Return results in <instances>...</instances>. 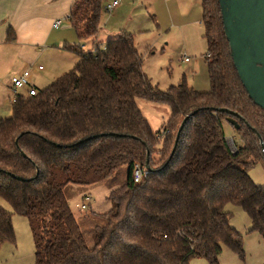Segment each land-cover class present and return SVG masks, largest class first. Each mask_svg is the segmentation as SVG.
<instances>
[{
	"label": "trees",
	"instance_id": "obj_1",
	"mask_svg": "<svg viewBox=\"0 0 264 264\" xmlns=\"http://www.w3.org/2000/svg\"><path fill=\"white\" fill-rule=\"evenodd\" d=\"M200 1L209 90L183 78L161 89L123 30L104 49L64 42L78 62L35 94H15L10 116L0 119V197L11 207L0 204V248L15 239V213L39 228L32 229L34 264H190L196 257L218 264L223 245L244 253L228 203L247 214L249 231L264 242V185L248 173L264 165V109L239 79L218 0ZM102 10L103 0H74L66 21L78 38H95ZM137 99L168 106L161 129L152 130ZM224 121L238 135L234 152ZM135 164L148 170L137 182ZM120 165L127 176L110 190L111 208L93 215L99 222L89 247L64 192L72 180L56 175L89 170L108 178Z\"/></svg>",
	"mask_w": 264,
	"mask_h": 264
},
{
	"label": "rangeland",
	"instance_id": "obj_2",
	"mask_svg": "<svg viewBox=\"0 0 264 264\" xmlns=\"http://www.w3.org/2000/svg\"><path fill=\"white\" fill-rule=\"evenodd\" d=\"M163 1L135 0L133 11L136 14L135 16L130 15L132 20L127 21V26L134 37L135 46L142 57L143 71L161 89L177 84L183 78L189 87L200 91L209 90L210 84L204 56L207 49L205 39L202 36V25L182 26V18L175 5L171 4L169 11ZM195 1L199 3L200 0ZM105 5H103L100 27H104L105 22H110L113 15V12L104 9ZM201 12L200 1V7H197V15H200V20ZM3 19L4 17L0 16V27L4 26ZM199 21L197 22L200 23ZM62 22L61 25L63 26L65 20L62 19ZM135 24H138L141 29L137 30ZM61 25L60 27H62ZM68 26L71 29L69 34L71 35L70 38L73 39L72 42L84 44V50H90L95 45L104 49L106 39L117 35L110 36L104 31H99L93 44V38H78L69 23ZM60 42L59 45L53 41L47 45L36 43L22 56L18 55L21 53L18 46L15 48L14 45L2 47L0 45V58L7 62V71L12 67H18L21 71L24 66L26 69L32 70L37 64H41L44 70L34 76L33 83L38 88H43L54 78L71 69L79 60L76 53L62 49L64 41L61 40ZM184 54L190 58L189 62L183 60ZM2 68L3 73L0 75V98L2 102L0 104V119L10 116V99L13 95V92L8 88L9 86L7 87L8 80L4 79L5 64ZM137 104L148 119L152 130L157 131L164 126L170 113L167 105L156 104L143 99H137ZM223 125L225 136L227 138L233 137L238 144V135L234 129L225 121ZM127 169L126 165H120L114 174L108 178L96 176L89 170L74 171L68 175L62 173L56 175L57 180L60 181L66 177L72 180L65 185L64 192L89 247L96 240L94 225L99 222L93 215L111 208L107 196L110 190L121 185L125 180ZM248 173L257 185H264L263 164H254ZM0 204L11 211V207L1 197ZM224 210L230 212L229 223L242 234L244 253L243 256H240L223 245L218 255V264H263L264 242L258 232L249 231L251 222L247 214L240 207L229 203L224 206ZM12 225L15 239L1 246L0 264H34L35 242L32 229L34 233H38L39 228L30 226L26 217L15 213L12 214ZM190 264H208V262L202 257H196L190 260Z\"/></svg>",
	"mask_w": 264,
	"mask_h": 264
},
{
	"label": "crops",
	"instance_id": "obj_3",
	"mask_svg": "<svg viewBox=\"0 0 264 264\" xmlns=\"http://www.w3.org/2000/svg\"><path fill=\"white\" fill-rule=\"evenodd\" d=\"M73 1L74 0H0V16L4 17V26L0 27L1 47L14 45L16 48V46H18L21 52L18 55L22 56L25 55L27 51L30 50V47L36 43L47 45L53 41V43L59 45L61 40L73 43V39L70 38L71 35L69 34V30L71 29L68 26V21H66V17ZM110 1L112 0H103V5ZM163 2L166 9L169 11L171 10V4L175 5L177 12H179L180 17L182 18V26L191 27L196 24H201L200 15H197V7H200V1L199 3L195 0H164ZM134 3L135 0H121L119 5L111 11L113 12L112 17L110 18L111 21L105 22V26L101 27L99 31H104L110 36L118 34L123 30L130 32V28L127 26V21L132 20V16L130 15L135 16L136 14L133 11ZM62 19L65 20L63 26L61 25V23L63 24ZM56 20H60L58 27L53 26V23ZM115 22L116 24H114ZM60 25L62 27H60ZM135 27L137 30L141 29L138 24H135ZM10 29L13 31V36L10 40H7L8 30ZM109 35L108 37H110ZM92 41L94 44L95 38H93ZM82 46L84 47V44H82ZM184 55L183 60L184 57L187 56ZM189 60L190 58L188 57V60L184 61L189 62ZM3 64H5L4 79L8 80L7 87L9 86L8 88L13 92L9 77L15 73L21 72L26 69V67L24 66L21 71L18 67H12L7 71V62L0 58V75L3 73ZM38 65L41 64H37L32 70L30 68L28 69L30 72V86H34L36 89L38 87L33 83L34 76L40 74V72L44 70L43 67L42 69H38ZM26 90L27 88L25 87L19 89L17 92L25 93ZM1 103L0 98V104Z\"/></svg>",
	"mask_w": 264,
	"mask_h": 264
},
{
	"label": "water",
	"instance_id": "obj_4",
	"mask_svg": "<svg viewBox=\"0 0 264 264\" xmlns=\"http://www.w3.org/2000/svg\"><path fill=\"white\" fill-rule=\"evenodd\" d=\"M218 3L225 37L239 79L248 96L264 109V0H218ZM227 121L238 128L236 120L228 117ZM182 125L176 134L171 153ZM260 144L263 148L261 138Z\"/></svg>",
	"mask_w": 264,
	"mask_h": 264
},
{
	"label": "built area",
	"instance_id": "obj_5",
	"mask_svg": "<svg viewBox=\"0 0 264 264\" xmlns=\"http://www.w3.org/2000/svg\"><path fill=\"white\" fill-rule=\"evenodd\" d=\"M121 0H112L109 3H107L104 6V9L106 11L111 12L116 6L119 5ZM60 24V20H56L53 23L54 27H58ZM185 56V55H184ZM184 60H188V57L185 56ZM38 69H42V65H38L37 66ZM29 70L28 69H24L19 73H15L14 75H12L10 77V84H11V88L13 90V95L11 97V101H15V94H17V91L19 89L22 88H27L26 93L27 95H33L37 92V89L34 86H30V81H29ZM226 141H227V145L228 148L231 152L236 151L237 149V144L234 140L233 137H226ZM148 173V170L146 168H143L141 166H139L138 164H135L133 167V171H132V176H133V180L134 181H140L142 177H144L146 174Z\"/></svg>",
	"mask_w": 264,
	"mask_h": 264
}]
</instances>
